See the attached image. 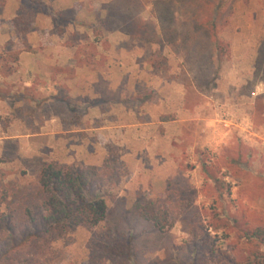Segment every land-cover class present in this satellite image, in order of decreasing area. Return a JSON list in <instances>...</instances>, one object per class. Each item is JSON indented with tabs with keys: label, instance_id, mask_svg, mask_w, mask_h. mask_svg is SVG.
<instances>
[{
	"label": "rangeland",
	"instance_id": "obj_1",
	"mask_svg": "<svg viewBox=\"0 0 264 264\" xmlns=\"http://www.w3.org/2000/svg\"><path fill=\"white\" fill-rule=\"evenodd\" d=\"M111 157L125 175L107 217L41 264H114L92 258L108 229L130 243L124 264L264 254L245 236L264 228V0H0V215L20 224L41 202L43 161ZM145 199L170 209L168 231L133 217Z\"/></svg>",
	"mask_w": 264,
	"mask_h": 264
},
{
	"label": "trees",
	"instance_id": "obj_2",
	"mask_svg": "<svg viewBox=\"0 0 264 264\" xmlns=\"http://www.w3.org/2000/svg\"><path fill=\"white\" fill-rule=\"evenodd\" d=\"M124 175V169L116 165L114 157L105 159L99 167L43 161L37 177L41 202L33 209L23 210L20 224L10 209L0 215V264H41L40 259L49 252L51 242L63 238L77 227L87 230L95 227L109 213L104 200L107 190L116 186ZM7 198L8 186L0 171V206ZM132 213L134 218L149 223L160 232L168 231L173 224L170 209L159 199L136 202ZM110 233L111 229H108L105 234L96 235L99 238L93 245L92 258L100 256L114 264L128 262L130 243L119 239L110 242ZM245 236L259 240L264 246V228L256 227L247 231ZM204 263L201 257L191 262ZM241 264H264V254L247 258Z\"/></svg>",
	"mask_w": 264,
	"mask_h": 264
},
{
	"label": "crops",
	"instance_id": "obj_3",
	"mask_svg": "<svg viewBox=\"0 0 264 264\" xmlns=\"http://www.w3.org/2000/svg\"><path fill=\"white\" fill-rule=\"evenodd\" d=\"M45 62H47V61H45ZM45 64V63H44ZM56 64V63H55ZM65 65H67V63H60V64H58L57 66H62V67H64ZM46 66V65H45ZM32 69V68H31ZM33 70V69H32ZM38 71H40V70H38ZM87 71V70H86ZM45 72V71H44ZM46 73V72H45ZM78 73V71L76 70V74ZM88 73V72H87ZM44 76H46V75H44ZM47 82H49L51 79H50V77L48 78V79H46V78H44ZM73 77H66L64 74H58L57 76H55V84H61V85H63V84H66L67 86H69V87H71V85H72V82H73ZM27 84V83H26Z\"/></svg>",
	"mask_w": 264,
	"mask_h": 264
}]
</instances>
